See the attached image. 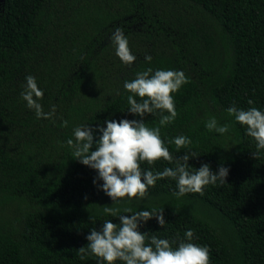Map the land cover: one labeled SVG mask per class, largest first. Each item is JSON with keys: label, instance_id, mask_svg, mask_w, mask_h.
<instances>
[{"label": "trees", "instance_id": "obj_1", "mask_svg": "<svg viewBox=\"0 0 264 264\" xmlns=\"http://www.w3.org/2000/svg\"><path fill=\"white\" fill-rule=\"evenodd\" d=\"M117 27L136 56L131 66L115 55ZM148 67L187 78L174 94L176 119L161 127L171 155L194 151L191 167L223 165L229 175L181 197L165 178L144 202L113 204L65 141L79 125L135 118L123 83ZM28 75L44 92L47 118L20 97ZM233 105L264 111V0H0V264H97L78 250L93 227L132 214L124 208L163 211V227L155 218L141 224L149 236L178 241L193 229L210 264H264V150L253 157L255 141L227 112ZM210 116L228 123L229 133L208 131ZM159 118L146 114L144 122L157 127ZM179 135L191 139L189 149L168 144ZM174 166L163 158L140 163L142 170ZM104 206L119 212L106 215Z\"/></svg>", "mask_w": 264, "mask_h": 264}, {"label": "clouds", "instance_id": "obj_2", "mask_svg": "<svg viewBox=\"0 0 264 264\" xmlns=\"http://www.w3.org/2000/svg\"><path fill=\"white\" fill-rule=\"evenodd\" d=\"M111 41L115 45V55L122 63L131 66L136 56L132 54L123 30L117 27L111 35ZM144 59L151 63L152 56L145 55ZM185 83L187 78L180 70H153L148 67L137 71L134 79L125 80L123 83L124 90L129 93L126 97L127 113L135 118L106 119L103 127L79 125L73 128L72 138L65 141L74 160L96 172L94 186L97 185V180L101 181L99 190L113 204L125 197L128 202L133 198H142L149 187L165 178L176 182L177 191L174 194L177 197L187 193L202 194L204 188L210 184L218 181L225 183L229 175L228 167L220 165L214 172L209 164L202 163L198 169L193 168L188 162L198 157L194 151L187 150L177 159L171 155L161 138V127L171 124L178 115L174 94ZM43 95L36 78L32 75L26 76L20 97L38 119L48 116L40 103ZM248 104L252 105L253 101L249 99ZM227 112L235 122L244 127L245 135L255 141L257 151L252 153L253 157L260 155L261 150H264V111L258 107L241 109L233 105ZM146 114H159V126H147L144 122ZM67 126L68 121H63L62 127ZM204 126L208 131H214L221 136L230 131V125L219 124L215 116H210ZM191 143V139L184 135L168 141L178 152L182 148L189 149ZM161 158L175 166L165 167L163 171L142 170L140 167L141 162L146 161L152 165ZM123 211L132 214L119 215V224L106 219L99 230L93 227L86 236L87 245L78 251L97 257V264H117L118 261L122 264H210V249L193 243L196 239L193 229H187L183 239L178 238V241L158 238L156 235L149 236L147 232L142 233L139 230L141 224L155 218L163 227L166 224L163 211L153 213L141 209L132 212L131 208H124ZM103 212L116 216L119 209L104 206ZM174 244L175 247L172 246Z\"/></svg>", "mask_w": 264, "mask_h": 264}, {"label": "rangeland", "instance_id": "obj_3", "mask_svg": "<svg viewBox=\"0 0 264 264\" xmlns=\"http://www.w3.org/2000/svg\"><path fill=\"white\" fill-rule=\"evenodd\" d=\"M146 198H148V197H147V196H144V197L139 198V199L133 198V199H132V200H133L132 202H134V203H136V204H139V203L144 202V200H145Z\"/></svg>", "mask_w": 264, "mask_h": 264}]
</instances>
